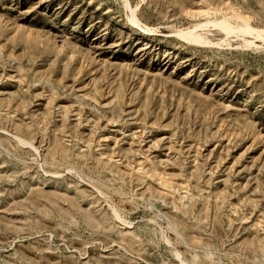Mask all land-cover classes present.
I'll return each instance as SVG.
<instances>
[{
	"label": "rangeland",
	"instance_id": "374dc122",
	"mask_svg": "<svg viewBox=\"0 0 264 264\" xmlns=\"http://www.w3.org/2000/svg\"><path fill=\"white\" fill-rule=\"evenodd\" d=\"M129 1L0 0V264H264V0Z\"/></svg>",
	"mask_w": 264,
	"mask_h": 264
},
{
	"label": "bare ground",
	"instance_id": "6f19581e",
	"mask_svg": "<svg viewBox=\"0 0 264 264\" xmlns=\"http://www.w3.org/2000/svg\"><path fill=\"white\" fill-rule=\"evenodd\" d=\"M126 2L130 4L129 0H126ZM240 17L244 20V23L239 24L238 27L232 25L231 22L229 21V18L224 17V18L219 19V20H207L204 23L197 24L194 28L182 29L178 33V35L182 39H184L188 42H191L193 44L199 45V46H205V45H210V44L212 45V44H214V42L210 39L209 33L203 32V30H206L209 26H213L217 29L218 28L219 29L220 28L225 29L229 34L228 37H230L233 34L239 35L240 33H242L245 35H255L256 38L264 40V29L256 28V27L252 26L249 23V21L246 20L243 16H240ZM136 20H137V17L135 15V11L133 10V21L136 22ZM244 40H245L247 45L253 43V41H251V40L250 41L246 40V39H244ZM20 140H22V139H20ZM183 264H186V263H183Z\"/></svg>",
	"mask_w": 264,
	"mask_h": 264
}]
</instances>
